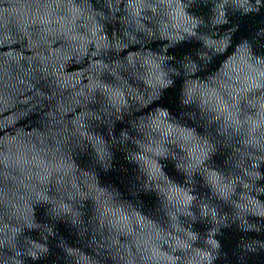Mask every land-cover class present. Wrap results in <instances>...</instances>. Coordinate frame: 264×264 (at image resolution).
<instances>
[{"label": "water", "instance_id": "obj_1", "mask_svg": "<svg viewBox=\"0 0 264 264\" xmlns=\"http://www.w3.org/2000/svg\"><path fill=\"white\" fill-rule=\"evenodd\" d=\"M0 264H264V0H0Z\"/></svg>", "mask_w": 264, "mask_h": 264}]
</instances>
